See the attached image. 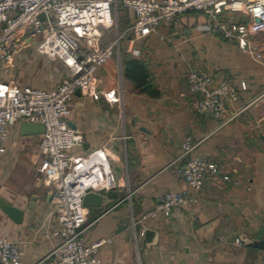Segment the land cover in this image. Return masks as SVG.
<instances>
[{"label":"crops","instance_id":"0c3cea01","mask_svg":"<svg viewBox=\"0 0 264 264\" xmlns=\"http://www.w3.org/2000/svg\"><path fill=\"white\" fill-rule=\"evenodd\" d=\"M116 25L104 30L103 44L113 42L135 19L124 0H114ZM244 16L225 13L222 20L243 21ZM203 13L189 11L164 20L146 37L135 40L139 55L128 52L126 33L115 55L96 72L98 89L110 92L94 99L75 93L69 102L71 121L84 135L76 154L102 148L111 156L118 199L105 197L101 207H88L86 243L110 238L98 251L101 264H264V248L236 244L237 237L264 239V34L253 37L262 53L257 60L244 53L234 38L210 30ZM30 41L15 55L12 64L0 67V81L19 87L57 88L69 69L58 59L39 53ZM130 59L143 61L148 79L158 95L141 92L127 75ZM203 70L214 83H227L237 99L227 103L229 115L242 110L224 126L196 111L189 93L188 72ZM246 83V87H244ZM188 136L197 142L183 156ZM40 135H22L20 124L10 128L5 150L0 152V195L24 210L21 223L0 207V237L14 241L24 252V264H33L58 243L52 232L60 226L54 214L52 186L38 171ZM216 161L222 175H209L196 192L198 202L177 207L170 216L162 213L143 219L168 191L188 189L178 168L191 157ZM38 196L31 208L32 197ZM130 220L117 231L120 220ZM139 220L136 229L132 218ZM151 228L155 242L148 250L141 231Z\"/></svg>","mask_w":264,"mask_h":264},{"label":"built area","instance_id":"2783aa9c","mask_svg":"<svg viewBox=\"0 0 264 264\" xmlns=\"http://www.w3.org/2000/svg\"><path fill=\"white\" fill-rule=\"evenodd\" d=\"M113 4L114 0H0V67L10 66L22 46L42 35L37 51L60 60L69 69V75L54 89L19 87L10 81H0V152L5 150L12 126L22 122L45 126V132L40 134L42 158L38 171L53 188V211L60 226L52 232L58 243L33 264H101L98 251L110 238L84 241L88 207L83 199L88 188L98 192L116 187L117 181L111 156L105 149L73 152L74 147L83 143L84 135L68 123L69 102L78 89L94 99L104 95L117 101L110 92L98 89L96 72L113 58L122 36L130 33L128 52L139 55L140 50L134 46L136 39L154 32L164 20L195 11L207 16L210 30L236 39L244 53L257 60L263 56L253 44V37L264 34V0H124V6L134 11L135 19L113 42L104 45V30L116 25ZM42 13L46 15L44 20L40 18ZM225 13L239 14L244 19L226 22L222 20ZM188 83L196 111L218 119L220 126L241 113L242 110H234L226 114L227 103L237 99V92L225 82L214 83L211 73L191 69ZM196 145L188 136L182 144L183 156ZM178 173L189 188L163 194L143 219L159 213L170 216L177 207L196 204V192L204 187L209 175L221 174L223 181L233 180L230 174L221 172L216 161L202 156L187 159ZM139 222L133 217L132 227L136 229ZM144 233L145 229L140 235ZM235 243L243 244L242 236ZM23 254L14 241L0 237V264H24Z\"/></svg>","mask_w":264,"mask_h":264},{"label":"water","instance_id":"95a60500","mask_svg":"<svg viewBox=\"0 0 264 264\" xmlns=\"http://www.w3.org/2000/svg\"><path fill=\"white\" fill-rule=\"evenodd\" d=\"M41 19H45L46 15L44 13L40 14ZM81 90H76V93H80ZM69 125L72 128H76L75 124L71 121H68ZM20 130L22 135H40L45 132V126L42 123H31V122H22L20 124ZM105 197L111 199L119 198V191L117 187H112L110 189H101L100 191H94L91 188L87 189V194L84 196L83 204L86 207H101L103 205V200ZM38 196L34 195L32 197V203L30 204L31 208L35 207V201ZM0 207L17 223H21L24 217V210L8 202L5 198L0 195ZM130 220L127 217H124L120 220L118 226V232L127 228ZM156 232L151 228H146L143 236V246L146 250L150 247L152 243L155 242ZM243 244L248 246H254L259 248H264V239L263 240H252L248 237L242 236Z\"/></svg>","mask_w":264,"mask_h":264},{"label":"trees","instance_id":"16d2710c","mask_svg":"<svg viewBox=\"0 0 264 264\" xmlns=\"http://www.w3.org/2000/svg\"><path fill=\"white\" fill-rule=\"evenodd\" d=\"M127 75L134 81L136 87L144 93L158 95V90L148 79V71L145 63L140 60L130 59L127 62Z\"/></svg>","mask_w":264,"mask_h":264},{"label":"rangeland","instance_id":"374dc122","mask_svg":"<svg viewBox=\"0 0 264 264\" xmlns=\"http://www.w3.org/2000/svg\"><path fill=\"white\" fill-rule=\"evenodd\" d=\"M43 39V36L42 35H38L36 38H35V41L38 42L39 40Z\"/></svg>","mask_w":264,"mask_h":264}]
</instances>
